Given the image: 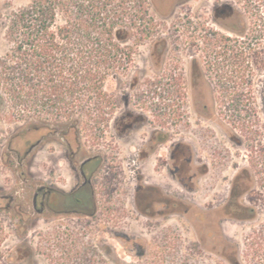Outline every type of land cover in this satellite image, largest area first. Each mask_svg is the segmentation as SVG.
Masks as SVG:
<instances>
[{
	"label": "flooded vegetation",
	"instance_id": "af4514ba",
	"mask_svg": "<svg viewBox=\"0 0 264 264\" xmlns=\"http://www.w3.org/2000/svg\"><path fill=\"white\" fill-rule=\"evenodd\" d=\"M186 1L146 0V87L166 93L159 108L146 106V115L116 112L114 101L98 119L108 123L116 139L132 147L125 159L116 157L114 141L87 143L81 136V120L63 116L19 121L1 141L0 164L7 178L0 180V209L24 227L39 219L61 225L67 253L81 239L82 231L65 227L98 219L99 236L110 235L117 243L80 245L76 256L96 257L90 264H114L121 257L119 250L145 264H160L165 249L178 255L184 247L181 243H152L144 237L147 231L165 226L167 220H174L176 232L183 221L189 225L194 242L185 249L191 252V264H198L199 256L205 254L212 258L210 264L215 256L225 264H241V244L245 250L264 248V227L250 229L262 221L264 208L259 190L264 185L261 133L249 134L246 117L227 120V116L225 120L216 116L213 95L216 90L235 87L231 82L243 89L246 73L243 62H238L242 52L236 43L232 49L229 43L236 40L230 37L239 36L253 44L260 35V24L248 16L252 13L249 5L241 0H212L206 10L197 8L194 16L188 13L192 8L183 7ZM158 5L166 10L160 15L163 18L172 16L179 6L183 11L177 12L176 19L187 16L182 21L190 26L186 30L189 39L178 44L179 50L156 48L167 43L166 38L151 32L162 25L150 18L151 11L159 14ZM176 26L172 22V35ZM257 57L255 52V63ZM242 72L244 77L236 80L235 74ZM1 103L0 98V109ZM151 111L154 113H147ZM251 112L255 118L256 111ZM203 121L222 129L229 143L223 147L211 136L207 158L195 138L201 132L212 133L205 130ZM203 177L207 179V199L201 202L197 193ZM140 218V229L145 232L131 227ZM248 228L249 234L241 237ZM49 261L56 264L54 258ZM64 263L69 261L59 262Z\"/></svg>",
	"mask_w": 264,
	"mask_h": 264
},
{
	"label": "rangeland",
	"instance_id": "374dc122",
	"mask_svg": "<svg viewBox=\"0 0 264 264\" xmlns=\"http://www.w3.org/2000/svg\"><path fill=\"white\" fill-rule=\"evenodd\" d=\"M158 1V0H156ZM222 2H231L234 3L236 0H221ZM240 1V0H239ZM244 5L248 4L251 10V14L248 16H252V18L258 19V24H260V35L258 36V40L256 42H248L244 39H240L239 36L231 35V41L229 44L233 46V43L240 45L238 50L242 52L243 57V67L246 73V81L243 85V89H238L237 85H233L232 82L230 86H235L233 88L227 90H216L214 91V111L216 116H220L227 118V120L236 119L238 115L244 116L245 120H248L246 123L249 134L251 131H256L261 133V139L264 144V0H241ZM212 0H187L183 7L192 8V11L188 13L194 16V12L197 8H202L206 10V7L210 5ZM30 3V0H0V56L4 54V52L8 48V43L4 37L5 25L7 23L8 17L21 8H24L26 5ZM204 6V7H203ZM159 14L153 11L150 12L151 19L154 22L161 23L162 25L159 27H155L153 31L158 36L166 38L167 43L166 46H156L158 50L167 49L168 51H176L179 50L180 47L178 44L182 45L186 43L189 39V33L186 32L187 28L190 29V26L183 25L182 18H187V16H180V18L176 19L178 15L177 12L181 10L182 6L176 7L175 13H173L170 17H161L160 15H164L166 10L162 5H158ZM183 11V10H181ZM146 16V22H147ZM190 20V19H188ZM181 21V22H180ZM172 22L178 24L174 29L175 32L170 33ZM147 26V23H146ZM170 26V27H169ZM152 27V25H151ZM246 42V43H241ZM147 48L146 42L139 46L136 54L133 57V61L130 64L129 70L125 73H118L116 76L110 77L105 83V90L109 92L114 101L116 102V112H120L122 110H129L134 114L139 113L142 115H146V106L147 109L153 110L154 107L156 109L159 108L161 96H165V92L158 88H147L146 87V67H147ZM181 49H185L183 46ZM191 50V48H189ZM258 52V63H255L254 53ZM235 82V80H233ZM250 89L252 94L248 95L246 90ZM0 98H1V109H0V144L4 136L6 135L11 127L17 125L19 121L22 123H30L32 122L37 115H30L26 111H17L16 107L11 106L10 101L8 99V95L5 92L4 86L0 82ZM256 111V117L252 116L251 110ZM107 111V110H106ZM152 114L154 112H147ZM190 115V114H188ZM252 116L251 118L249 116ZM41 118H54L49 117L48 115H39ZM250 118V119H249ZM74 121V120H72ZM80 121V120H75ZM80 125L81 136L87 143L98 142L99 144L108 143L109 141H114L116 151V157L118 160H122V158H126L127 153L132 152V147L129 145H125L121 139H116L112 133L111 128L108 127V123L105 121L91 120L84 121L81 120ZM202 126H204L205 130H209L212 133L201 132L195 138H199L197 141L201 149L204 150L203 155L204 158H207L208 146L210 142V137L215 136L212 140H218L220 145L224 147L225 143H227V139L225 137V132L218 127H211L207 125V122H202ZM130 143V138L128 139ZM1 146V145H0ZM136 147V146H135ZM242 149V147H241ZM264 163V161H263ZM7 171L4 170L0 164V180L3 178H7ZM206 177H203L198 184V200L204 202L207 199V185H206ZM264 184V183H263ZM259 190H261V194L264 195V185L260 186ZM262 221H259L255 226H251L250 229L254 230L258 227H264V208L262 207ZM100 218V217H98ZM137 217L134 216V220ZM143 219L132 221L131 227L135 228V230L139 232H145L140 228L143 227L141 225V221ZM99 220H93L91 222H87L86 225H74L65 227L69 231H82L81 239L76 241L75 247L65 251L66 242L65 239L61 238L65 235L61 233L63 227L61 225L56 226L52 222L46 220H36L31 222L26 227L22 226V224L16 220V218L9 216L2 209H0V264H49V259L54 258L56 260V264L59 262L69 261L68 264H90L91 260L96 261V257H90L86 255V257L78 258L79 246L84 244L94 245L99 242L101 243H117L116 240L110 239V235L103 234L100 237L101 230L99 225ZM84 226L85 229L82 230ZM175 222L174 220H167L165 226L159 227L153 232H146L147 242H157V243H181L184 247L181 249V252L178 251V255L175 254V250L165 249L163 251V256H161L162 262L160 264H178L179 260L182 259V262L179 264H191V256L190 251L185 249L186 244L194 242L192 237L191 230L189 229V225L185 221L182 223V228L177 226L178 231H175ZM58 227V228H57ZM76 228V229H75ZM78 229V230H77ZM250 229H246L241 232V237H244L249 234ZM59 231V235H55L56 231ZM64 232V231H63ZM244 240V239H243ZM242 240V243L244 242ZM65 252V253H63ZM165 252V255H164ZM118 253L121 254V257H116L117 261H114V264H145L141 261H138L135 256L130 254L129 252H122L119 250ZM181 254V256H179ZM240 262L241 264H264V248L255 251L247 249L245 250L244 244H241L240 249ZM52 256V257H51ZM59 256H61L63 261L58 260ZM72 257V262L68 258ZM76 259L74 260V258ZM105 260V257L101 258ZM211 257L205 255H200L198 258V264H210ZM92 263V262H91ZM66 264V263H64ZM214 264H225L221 259L217 256L214 257Z\"/></svg>",
	"mask_w": 264,
	"mask_h": 264
},
{
	"label": "trees",
	"instance_id": "16d2710c",
	"mask_svg": "<svg viewBox=\"0 0 264 264\" xmlns=\"http://www.w3.org/2000/svg\"><path fill=\"white\" fill-rule=\"evenodd\" d=\"M4 37L0 82L11 106L96 121L114 103L106 81L146 42V0H30L8 17Z\"/></svg>",
	"mask_w": 264,
	"mask_h": 264
}]
</instances>
